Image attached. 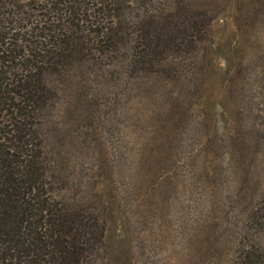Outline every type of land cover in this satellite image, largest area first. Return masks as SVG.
Listing matches in <instances>:
<instances>
[{
    "label": "rangeland",
    "instance_id": "374dc122",
    "mask_svg": "<svg viewBox=\"0 0 264 264\" xmlns=\"http://www.w3.org/2000/svg\"><path fill=\"white\" fill-rule=\"evenodd\" d=\"M56 1L0 7L34 41L67 26ZM116 1L73 22L91 56L47 76L35 121L53 197L104 224L88 264H264V0ZM152 20L169 44L145 65Z\"/></svg>",
    "mask_w": 264,
    "mask_h": 264
},
{
    "label": "trees",
    "instance_id": "16d2710c",
    "mask_svg": "<svg viewBox=\"0 0 264 264\" xmlns=\"http://www.w3.org/2000/svg\"><path fill=\"white\" fill-rule=\"evenodd\" d=\"M116 2L58 0L57 21L67 18V26L41 28L48 33L34 41L25 38L32 32L13 25L21 7H0V264H88L101 250L104 224L97 214L53 197L57 161L46 151L35 121L54 98L47 76L91 56L84 32L73 22L89 23L88 13ZM78 11L86 13L83 18H77ZM156 24L144 26L141 44H133L145 65H153L159 46L169 44L161 34L152 37ZM186 45L189 50L193 43Z\"/></svg>",
    "mask_w": 264,
    "mask_h": 264
}]
</instances>
